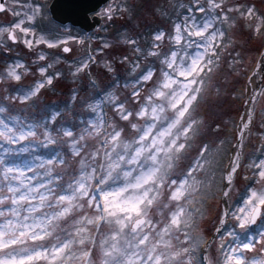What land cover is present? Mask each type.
<instances>
[{
    "label": "clouds",
    "instance_id": "clouds-1",
    "mask_svg": "<svg viewBox=\"0 0 264 264\" xmlns=\"http://www.w3.org/2000/svg\"><path fill=\"white\" fill-rule=\"evenodd\" d=\"M216 2L211 56L173 36L195 4L219 32L212 0H0V257L264 264V216L240 222L264 195V0ZM25 34L56 47H9Z\"/></svg>",
    "mask_w": 264,
    "mask_h": 264
},
{
    "label": "snow or ice",
    "instance_id": "snow-or-ice-1",
    "mask_svg": "<svg viewBox=\"0 0 264 264\" xmlns=\"http://www.w3.org/2000/svg\"><path fill=\"white\" fill-rule=\"evenodd\" d=\"M212 3L215 6L217 17L223 23L224 27H222L219 32H215V34L210 35L209 32L206 30V28L197 25L194 16H203L207 9L203 5L195 4L194 6H190L193 16H189L183 25H178L175 28V34L173 36V39L177 45L183 43L184 35H188L194 39L207 37L208 44L206 45V48L211 50L207 54L211 56H216L220 49L229 46L228 33L225 29L231 26V20H232L231 13L233 12V8L226 7L222 3H217L216 0H212ZM197 13H199V15H197ZM250 14L251 12L249 11L248 15ZM257 31H259V29H257ZM156 42L157 44H159L160 42L159 36L156 37ZM61 43L67 44L68 42L62 41ZM33 44H35L37 47H39L41 44H44L48 49H53L56 47V45L53 43H50L46 40L41 41L39 39H35L34 37L28 36L27 34H25V38L22 42L16 41L15 37H13V39L9 42V47H18L20 49L22 48L28 50L32 47ZM63 51L65 53H70L72 49L70 47H64ZM173 56H175V53H173ZM211 63H212L211 60H209L207 62V65H203L201 64L200 61H196L194 62L193 72L199 74L203 72L205 68H207L208 71H211ZM193 83H195V81H193ZM194 98L195 97H193V99ZM189 103H191V101H189ZM181 115H184V113L182 112ZM260 176L264 177V172H261ZM255 195L256 194L254 193V196ZM241 214L243 216V219L240 221L242 227L246 226L249 221L253 225L256 224L258 222V218L264 216V195L259 196L255 204H252L250 202V207L246 211L242 209ZM21 235H23V233ZM12 243L15 244L16 241H12ZM253 243H257V241H253ZM8 246L9 245L0 244V250ZM244 249L245 251H251L252 244H245ZM34 259L38 260L40 259V256L39 255H37L36 257L29 256L26 261L20 260L19 262H17L15 259L6 260L5 258L0 257V264H32V261ZM225 264H244V260L239 257L228 256L226 258ZM253 264H261V261L254 259Z\"/></svg>",
    "mask_w": 264,
    "mask_h": 264
},
{
    "label": "water",
    "instance_id": "water-1",
    "mask_svg": "<svg viewBox=\"0 0 264 264\" xmlns=\"http://www.w3.org/2000/svg\"><path fill=\"white\" fill-rule=\"evenodd\" d=\"M104 2H105V0H94V3L96 4L97 7L99 5H102ZM59 3H60V0H56L55 7H57L59 5ZM54 4L55 3H53V7H54ZM92 10H94V9H85V10L81 11L80 15H81V17H83L87 21L88 24L95 26L97 24L98 18L93 16V21H91V19L88 16V13H87V12H91ZM69 11L75 12L76 9H75V7H73V8H70ZM85 13H87V15H85Z\"/></svg>",
    "mask_w": 264,
    "mask_h": 264
},
{
    "label": "rangeland",
    "instance_id": "rangeland-1",
    "mask_svg": "<svg viewBox=\"0 0 264 264\" xmlns=\"http://www.w3.org/2000/svg\"><path fill=\"white\" fill-rule=\"evenodd\" d=\"M104 3H105V2H104ZM104 3H103V4H104ZM99 6H100V5H99ZM93 11H94V10H92L90 13L88 12V16H89V18L91 19V21H93V16H94V15H92V12H93ZM197 15H199V13H197ZM96 25H97V24H96ZM96 25H95V26H96ZM78 27H79V25H78ZM21 49H22V48H21ZM22 50H23V51H27L26 49H22ZM99 51H100V50H99V47L97 46V52L99 53ZM100 54H102V53H100ZM253 227H255V226H253Z\"/></svg>",
    "mask_w": 264,
    "mask_h": 264
},
{
    "label": "trees",
    "instance_id": "trees-1",
    "mask_svg": "<svg viewBox=\"0 0 264 264\" xmlns=\"http://www.w3.org/2000/svg\"><path fill=\"white\" fill-rule=\"evenodd\" d=\"M54 7H55V4H54ZM88 13V12H87ZM87 13H85V15H87ZM90 13V12H89Z\"/></svg>",
    "mask_w": 264,
    "mask_h": 264
}]
</instances>
